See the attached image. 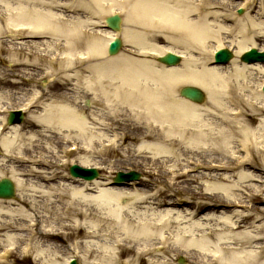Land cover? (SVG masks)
<instances>
[{
  "label": "bare ground",
  "instance_id": "6f19581e",
  "mask_svg": "<svg viewBox=\"0 0 264 264\" xmlns=\"http://www.w3.org/2000/svg\"><path fill=\"white\" fill-rule=\"evenodd\" d=\"M36 1L0 0V63L4 54L11 62L0 88L51 79L49 91L21 99L24 122L5 127L0 117V179L16 184L14 198H0V264L13 253L61 264V251L82 264H264V64L240 58L264 51V2L252 16L259 0L242 15L237 5L217 11L235 0H48V11ZM120 12L125 44L112 55L118 33L104 26ZM224 47L233 52L225 66L214 59ZM169 52L182 61L158 62ZM185 85L204 90L206 103L182 97ZM88 95L90 112L76 103ZM72 140L78 149L62 162L58 143ZM129 151L155 183L117 187L101 173L59 170Z\"/></svg>",
  "mask_w": 264,
  "mask_h": 264
},
{
  "label": "rangeland",
  "instance_id": "374dc122",
  "mask_svg": "<svg viewBox=\"0 0 264 264\" xmlns=\"http://www.w3.org/2000/svg\"><path fill=\"white\" fill-rule=\"evenodd\" d=\"M59 1H61V0H59ZM117 1H121V0H117ZM242 1H244V0H235L234 2H232L230 4L228 3L229 4L228 7L227 6H223L222 8H218L217 11H219V12H227L229 14H232V11H233V8H234L233 6L241 4ZM260 2H262V4H263L264 0H259V4L256 2L255 5H253L250 15H252V16L255 15V11L258 10L260 8V6H261ZM47 5H49L48 0H37L35 2V5L32 4L31 6L37 8L38 10L48 11L49 7ZM14 6L17 7V5L15 3H14ZM254 6H256V7H254ZM59 11L60 10H52V12H54V13H58ZM234 11H236V7L234 8ZM65 13L69 14L67 12H65ZM227 24L232 25V18H231V20L227 21ZM123 27H125V26L123 25ZM234 35H235V33L233 34V36ZM8 39L12 40L11 37H8ZM55 39L56 38H53V37H50V38L43 37V38H39V39L36 38V40H38V41H43V42H48V43L51 42V41L55 42L56 41ZM259 42H261L260 44L264 43V41H259ZM162 44L165 45L166 43L164 41H162L161 45ZM3 56H4L5 61H4V63H0V69H7V68H9V66L11 64L10 59H9L10 56H9V54H4ZM44 65H45V68H46L45 71L49 72L50 70H49L47 62H45ZM225 65H227V64H225ZM11 79L15 80V81H18V82L20 81V79H18V78H11ZM49 80L51 81L49 76L46 77V74H42L41 76L39 75L38 77H36L33 80L25 81V83L22 85V88L20 90L19 89H15V88H11V89L10 88H0V98H1V96L3 94H5L6 96L9 97V95H11V93L14 92L13 93L14 95L11 96V98L13 97L14 100L13 99H11L9 101L8 100H4V102L1 103V106L2 105L8 106V108H10L11 110L18 108L19 106H21V104H20L21 99L22 100L23 99L27 100L28 97H31L32 94L37 93L38 91H41V92H43L44 90L45 91H49V89L47 88V87H49ZM257 80L258 79L252 81V83H251L255 90L257 89V87H256L257 86ZM261 83H260V85H261ZM50 98L51 97L49 96L48 99H50ZM91 98H92L91 95H88L87 98L79 97V99L77 100L76 103L78 105L80 104L81 106H84V108L86 109L87 112H90L92 110H96V108H97L96 104L93 103V106H91V105L89 106V105L86 104V100L87 99H91ZM226 99H227V101H225L226 103L223 105L224 107H227L231 103H233V102L229 103L228 97ZM13 106H14V108H13ZM231 107L235 108L236 106L235 105L234 106L231 105ZM231 110L232 109H230V111ZM39 112H40V109H39ZM102 121H103V119L96 120L94 126L100 127V124L103 123ZM100 131H102V130L99 129V132ZM121 132H124V131L121 128H119L116 131H113V132L111 131L110 133H107V134L109 136L111 134L113 135L114 133H117V134H120V136H121ZM74 142H76V141L72 140V141L66 142L65 145L63 144V142H59L58 146H60L59 148H62L63 146L65 147L66 145L73 144ZM128 147H132V148L135 149L136 145L134 144V142H126L125 147L123 149L127 150L126 148H128ZM99 150H101V149H99ZM58 151H59V149H58ZM102 152H104V151H102ZM124 152L125 151H123V153ZM123 153H121V152L119 154H116L114 152L106 153V154L101 155L100 157H97L96 159H94V162L99 163V164L110 163V160H111V162H113V165L110 166L112 168L109 167V168H106V169L102 170V173L104 174L105 177L111 176V175L115 174L117 171H126L129 167L134 168V166H135L137 168V170H139L141 173H143L142 174L143 178L141 180H139L138 183L143 184V182H145L148 185V183H149L151 178H153V183H155L156 177H152L153 175L150 174L149 169L148 168H144V165H142L141 163H145V162L141 161V159L139 160V157H136L134 155V151H131V152L129 151V153L126 155V157L123 156ZM40 154H42V153H40ZM43 154H46V152H43ZM59 154H62V153H59ZM80 154L83 155L84 153H80ZM61 158H63V157H61ZM65 159H68V160L71 159V161H72L73 160V156L67 155V157L63 158L61 161L65 162ZM61 161H59L58 163L62 164ZM65 166L66 165H63V167L61 169H59V170H65L64 172H66V174L68 175L69 174V170ZM56 167H58V164H56L54 168L56 169ZM138 183H136V184H138ZM153 183H152V186L155 187V185H153ZM183 195H184L183 197L186 198V199H189V197H190L189 194H183ZM13 207H15V206H13ZM56 244L61 245L62 242L58 241V242H56ZM13 254L14 255L12 257H10V261H9L10 263L9 264H36L33 254H31V255L29 254L28 256L27 255H21L22 253H13ZM71 255H72L71 251L70 252L69 251H61L59 253V256H58V262L59 263L61 262V264H64V263L66 264L70 260V256ZM79 263L82 264V262H80V261H79Z\"/></svg>",
  "mask_w": 264,
  "mask_h": 264
},
{
  "label": "water",
  "instance_id": "95a60500",
  "mask_svg": "<svg viewBox=\"0 0 264 264\" xmlns=\"http://www.w3.org/2000/svg\"><path fill=\"white\" fill-rule=\"evenodd\" d=\"M121 16L119 15H114L110 16V19L108 18V22L110 23L111 27L115 30H119L121 26ZM113 45L110 49L111 54L116 53L120 48H121V41L120 40H113L112 41ZM231 57V53L229 51H224V53L220 54L218 56V59L223 60L224 62L229 60ZM180 57L176 54L169 53L166 56H163V58H160V61H164L168 64H173L179 62ZM243 60L248 61V62H255L257 60L263 61L264 62V52L258 51L256 48L252 49L249 52H246L245 55L243 56ZM181 94L182 96H186L187 98L193 100V101H198V102H203L205 99L204 92L200 90L197 87H192V86H185L184 88L181 89ZM16 113L11 114V122H14L15 120ZM23 116H21L18 120H22ZM71 173L74 176H83L86 179H93V177L98 176L96 169H84L81 168L78 165H73L71 168ZM141 175L136 174L134 172L124 174V173H119L118 174V179L119 180H131L135 179L138 180ZM15 194V185L13 181L10 179L5 178L0 181V197L4 198H10L13 197ZM73 264H77L74 262Z\"/></svg>",
  "mask_w": 264,
  "mask_h": 264
}]
</instances>
